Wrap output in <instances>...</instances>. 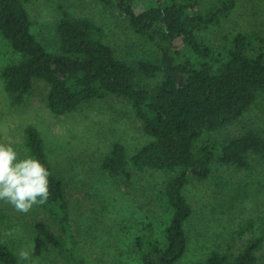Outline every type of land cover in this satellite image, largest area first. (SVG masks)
Segmentation results:
<instances>
[{
	"label": "trees",
	"instance_id": "obj_1",
	"mask_svg": "<svg viewBox=\"0 0 264 264\" xmlns=\"http://www.w3.org/2000/svg\"><path fill=\"white\" fill-rule=\"evenodd\" d=\"M98 1L125 12L135 32L154 41L159 54L138 61L121 59L105 42L100 25L67 10L57 23L60 52H50L32 32L33 21L23 0H0V35L20 55L2 70L5 89L20 105L36 81H43L49 85V107L57 115L109 96L131 103L152 138L131 157L132 165L139 171L150 168L172 174L165 187L173 208L165 228L166 245L149 230L137 239V248L142 264H177L190 246L186 224L194 208L185 189L191 177L208 178L214 163L248 172L264 165V135L250 127L222 141L200 144L205 133L239 123L264 94V36L241 31L225 36L222 53L215 54L203 32L218 25L237 0H218L203 13L199 11L203 0ZM185 49L197 60L183 58ZM25 146L30 162L23 168L0 152V188L22 190L40 202L59 234L42 220L34 228L64 264H89L73 245L65 179L56 172L42 133L33 124L26 128ZM101 166L119 183L132 184L123 143L111 145ZM258 222L264 225V218L250 219L236 232L238 240L249 236L238 253L215 248L205 264H260L264 228L254 231ZM0 264H21L2 240Z\"/></svg>",
	"mask_w": 264,
	"mask_h": 264
},
{
	"label": "rangeland",
	"instance_id": "obj_2",
	"mask_svg": "<svg viewBox=\"0 0 264 264\" xmlns=\"http://www.w3.org/2000/svg\"><path fill=\"white\" fill-rule=\"evenodd\" d=\"M23 2L33 21L32 32L50 52H60L57 23L67 10L100 25L105 42L121 59L138 61L159 54L156 43L136 33L128 16L117 7L98 0ZM217 2L203 0L199 11L203 13ZM239 31L264 36V0H237L235 8L203 35L220 55L223 38ZM182 57L197 60L190 49H185ZM19 59L10 42L0 35V152L17 168L25 167L30 162L26 128L37 126L56 172L65 179L76 253L89 264H142L136 244L139 237L153 230L161 245H166L165 228L173 208L165 187L172 174L150 168L139 171L132 165L131 157L152 140L135 109L127 99L109 96L57 115L49 107V85L43 81H36L25 102L16 105L5 89L2 70ZM245 127L264 135V94L239 123L205 133L200 144L222 141ZM114 142L127 148L133 172L129 187L102 169L101 162ZM0 190V240L14 249L21 264H64L34 228L42 220L59 234L40 202L16 188ZM185 194L194 212L186 224L189 251L177 264H205L215 248L238 253L249 236L238 240L236 232L250 219L264 218V165L248 172L214 163L208 178L191 177ZM260 225L258 222L254 231L264 228ZM261 257L260 264H264V250Z\"/></svg>",
	"mask_w": 264,
	"mask_h": 264
},
{
	"label": "water",
	"instance_id": "obj_3",
	"mask_svg": "<svg viewBox=\"0 0 264 264\" xmlns=\"http://www.w3.org/2000/svg\"><path fill=\"white\" fill-rule=\"evenodd\" d=\"M194 171H196V170L194 169Z\"/></svg>",
	"mask_w": 264,
	"mask_h": 264
}]
</instances>
